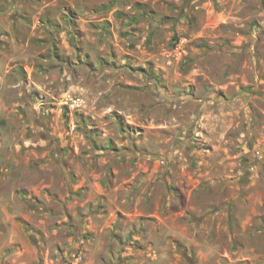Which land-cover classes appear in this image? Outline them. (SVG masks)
I'll return each mask as SVG.
<instances>
[{"label": "rangeland", "instance_id": "1", "mask_svg": "<svg viewBox=\"0 0 264 264\" xmlns=\"http://www.w3.org/2000/svg\"><path fill=\"white\" fill-rule=\"evenodd\" d=\"M0 264H264V0H0Z\"/></svg>", "mask_w": 264, "mask_h": 264}]
</instances>
